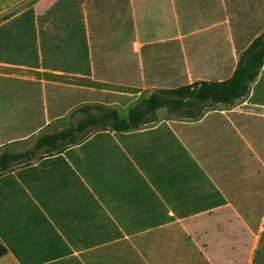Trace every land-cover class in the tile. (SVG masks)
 <instances>
[{"label":"crops","instance_id":"0c3cea01","mask_svg":"<svg viewBox=\"0 0 264 264\" xmlns=\"http://www.w3.org/2000/svg\"><path fill=\"white\" fill-rule=\"evenodd\" d=\"M120 1L130 26L121 58L132 71L123 83L101 74L89 0H0V79L118 93L134 105L228 79L264 30V0ZM0 109L10 117L0 154L30 149L68 111L21 132L26 116ZM165 110L181 120L163 123ZM263 178L264 62L232 105L207 103L196 118L161 108L136 130L99 131L0 172V264H264V208L255 230L241 214L255 218Z\"/></svg>","mask_w":264,"mask_h":264},{"label":"trees","instance_id":"16d2710c","mask_svg":"<svg viewBox=\"0 0 264 264\" xmlns=\"http://www.w3.org/2000/svg\"><path fill=\"white\" fill-rule=\"evenodd\" d=\"M263 62L264 30L241 54L236 68L228 79L196 82L152 92L148 97L130 106L125 117H121L115 109L100 104L79 107L77 111L82 117L73 126L40 135L33 146L24 152L0 154V172L9 169L13 164L26 165L36 157L59 153L81 142L92 132L121 133L136 130L153 121L155 111L161 108L170 112L183 111L186 117L196 118L207 103L232 105L234 101L248 94L250 84L256 79ZM258 187L259 210L252 214L255 218L248 220L247 216L241 213L252 230L256 229L255 223L264 208V178ZM4 253L3 247H0V256Z\"/></svg>","mask_w":264,"mask_h":264},{"label":"rangeland","instance_id":"374dc122","mask_svg":"<svg viewBox=\"0 0 264 264\" xmlns=\"http://www.w3.org/2000/svg\"><path fill=\"white\" fill-rule=\"evenodd\" d=\"M89 3L94 13V24L98 29V49L102 54L103 63L106 65L105 69H101V74L118 78L119 82L123 83V80L125 81L126 78L130 77L132 72L130 68L125 66L121 58V53L124 52V48L130 41V26L126 11L120 0H89ZM1 81L4 85L0 88V103H7L9 108L15 111L17 115L21 112L22 115L26 116L21 119V132L30 131L43 124L47 118L49 119L54 114L66 110L68 111L63 117L48 120V124L43 125L38 134L52 133L73 126L82 117L77 109L81 106L80 102L83 99L87 102L96 101L98 104L115 108L121 117L125 116L126 110L132 105V102L127 100L129 98L126 99L124 95L118 93L87 92L78 95L76 89L72 90L59 85H46L44 91H42L38 84L0 79V83ZM131 99L130 97V101ZM5 111L3 112L0 109V128L8 117L4 115ZM165 111L159 112V117L157 116L159 120H163V123L166 122L164 120L171 123V120L176 121L182 118L181 113H168ZM96 133L98 132H92L89 136ZM108 138H110L108 135L97 136L94 140ZM33 140L34 137L28 138L19 144L17 149L25 150L26 147L32 144ZM85 151L87 155L93 154L92 147L87 148Z\"/></svg>","mask_w":264,"mask_h":264}]
</instances>
